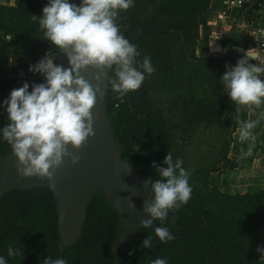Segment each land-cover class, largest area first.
I'll return each mask as SVG.
<instances>
[{
  "label": "trees",
  "instance_id": "16d2710c",
  "mask_svg": "<svg viewBox=\"0 0 264 264\" xmlns=\"http://www.w3.org/2000/svg\"><path fill=\"white\" fill-rule=\"evenodd\" d=\"M48 3L16 0L14 6L0 4V103L24 82H44L29 72L47 52L57 57L46 40L39 16ZM212 0H134V6L117 18L126 39L137 46L138 62L150 57L155 72L122 101L109 87L105 102L116 138L124 147L123 159L138 167L140 176L158 178L153 162L167 167L184 160L193 188L187 204L169 211L167 227L176 239L161 242L154 231L141 225V240L127 253L118 254V264H150L166 258L168 264H264L258 247L264 246V190L252 194L223 193L210 183L213 173L236 169L230 159L239 125L235 108L219 83L232 60L228 55L200 56L202 39L209 40L208 12ZM37 16V18H33ZM230 48L247 50L241 43ZM111 78H115L114 70ZM240 118L250 120V105L240 106ZM7 113L0 109V128ZM12 153L0 142V156ZM120 216L102 194L87 209L80 240L61 252L58 207L48 189L14 191L0 203V255L8 264H43L48 256L67 264H115L113 246L120 235ZM151 237L153 247L144 248ZM9 245L24 249V255L8 257Z\"/></svg>",
  "mask_w": 264,
  "mask_h": 264
},
{
  "label": "clouds",
  "instance_id": "9594fccd",
  "mask_svg": "<svg viewBox=\"0 0 264 264\" xmlns=\"http://www.w3.org/2000/svg\"><path fill=\"white\" fill-rule=\"evenodd\" d=\"M133 6L134 0H81L79 5L70 0H48L39 16V25L46 40L67 54L70 67L57 65V57L51 52L45 53L28 69L33 74H40L44 82L33 83L31 91L30 84L24 82L0 103V109L7 113V123L0 128V142L11 145L22 177L38 176L51 181L65 158H71L73 165L78 162L79 158L71 156L68 147L78 150L94 136L91 110L97 96L103 95L100 87L103 69L114 70L110 89L120 101L130 92L137 91L146 75L155 72L150 57L138 62L137 46L124 37L117 24L119 12ZM249 57L259 59L245 54L235 66L225 65L226 71L219 80L222 92L237 106L235 119L241 142L255 139L252 130L258 121L241 119L240 106L264 104V63L250 64ZM89 67L100 70L99 75L93 77L95 89L81 75ZM242 154L250 156L251 145ZM163 163L167 167H158L153 162L158 178L145 181L150 184L154 197L150 202L145 201L142 208V212L150 216L140 222L145 229L157 219L166 222L169 211L187 204L193 192L189 183L191 173L183 167V159L174 161L172 153L168 152ZM154 233L161 242L172 240L167 227H156ZM142 246L152 248L151 237H147ZM257 251L261 260L264 259V246L258 247ZM7 254L8 257L24 255V249L9 245ZM0 264H8L2 255ZM43 264H67V261L48 256ZM150 264H168V261L155 258Z\"/></svg>",
  "mask_w": 264,
  "mask_h": 264
},
{
  "label": "water",
  "instance_id": "95a60500",
  "mask_svg": "<svg viewBox=\"0 0 264 264\" xmlns=\"http://www.w3.org/2000/svg\"><path fill=\"white\" fill-rule=\"evenodd\" d=\"M258 57L256 54H251ZM58 65L69 68L67 54L57 52ZM243 51H236L235 60L242 59ZM251 61H257L249 57ZM100 70L89 67L81 75L95 89ZM104 76L100 85L102 96H97L91 110L94 136L77 150L71 146V156L78 157L73 165L71 158H65L53 173V178L33 176L24 178L18 171V159L13 153L0 156V203L14 191L29 192L36 189L50 190L57 202L60 224L61 252L76 245L80 240L87 219V209L97 194H102L120 216V235L113 246L115 264H118L120 251L127 253L134 241L141 240L140 222L150 219L142 212L145 201L154 199L150 184L140 176L138 167L131 165V160L123 159L124 147L115 136L105 102L110 87L111 71L103 69ZM130 205H134L132 208ZM155 222V221H154ZM146 228L154 231L157 227ZM170 235L171 232H170ZM173 239H176L172 236Z\"/></svg>",
  "mask_w": 264,
  "mask_h": 264
},
{
  "label": "crops",
  "instance_id": "0c3cea01",
  "mask_svg": "<svg viewBox=\"0 0 264 264\" xmlns=\"http://www.w3.org/2000/svg\"><path fill=\"white\" fill-rule=\"evenodd\" d=\"M15 2L16 0H0L1 5L7 6H14ZM263 11L264 0H212L207 15L211 37L206 41L202 39L198 49L199 55H228L232 57L231 61L237 62L236 51L244 49L236 46L230 48L227 44L241 43L250 19L259 17ZM250 120L258 121L252 130L255 139L241 142L239 131L236 134L230 154V159L236 163V169L213 173L210 177L211 185L223 193L245 195L264 190V104L259 107L250 105ZM250 145L252 154L243 155Z\"/></svg>",
  "mask_w": 264,
  "mask_h": 264
},
{
  "label": "built area",
  "instance_id": "2783aa9c",
  "mask_svg": "<svg viewBox=\"0 0 264 264\" xmlns=\"http://www.w3.org/2000/svg\"><path fill=\"white\" fill-rule=\"evenodd\" d=\"M48 3V0H43ZM71 3L77 5L80 4L81 0H70ZM226 16V14H225ZM246 35L249 40V47L247 50L243 51V56L256 54L258 55V60H263L264 58V11L259 17L251 18L247 27L245 29ZM237 62L230 61L229 65L235 66Z\"/></svg>",
  "mask_w": 264,
  "mask_h": 264
},
{
  "label": "rangeland",
  "instance_id": "374dc122",
  "mask_svg": "<svg viewBox=\"0 0 264 264\" xmlns=\"http://www.w3.org/2000/svg\"><path fill=\"white\" fill-rule=\"evenodd\" d=\"M259 62H260V63H264V58H263V60H260ZM259 62L252 61V62H249V63H250V64H253V65H256V64H258Z\"/></svg>",
  "mask_w": 264,
  "mask_h": 264
}]
</instances>
